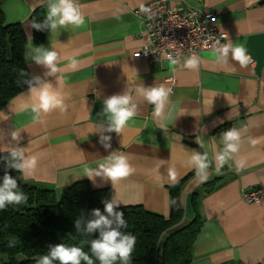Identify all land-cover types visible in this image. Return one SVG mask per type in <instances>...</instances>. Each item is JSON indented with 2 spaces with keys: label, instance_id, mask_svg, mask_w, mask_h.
Wrapping results in <instances>:
<instances>
[{
  "label": "crops",
  "instance_id": "crops-1",
  "mask_svg": "<svg viewBox=\"0 0 264 264\" xmlns=\"http://www.w3.org/2000/svg\"><path fill=\"white\" fill-rule=\"evenodd\" d=\"M149 1L76 0L84 25L57 33L48 27L43 41L35 43L29 16L36 7L47 13V0H2L4 22L20 23L27 37L23 58L33 84L51 83L69 107L64 114L42 113L34 121L35 94L27 88L14 95L0 108L8 117L0 119V152L17 146L10 133L19 130V146L38 158L33 175L21 173L25 182L60 194L86 180L93 189L107 188L119 206L142 205L165 217L170 212L168 187L174 184L168 169L174 168L177 181L183 180L181 225L195 218L202 222L189 264H264V198L248 203L240 196L248 187H264V0H168L213 13L217 30L227 37L221 44L242 45L252 60L244 68L231 54L227 63L218 62L210 49L199 55L197 70L184 67L185 59L172 65L134 55L144 44L143 23L134 11ZM29 38L33 47L58 53L56 76L46 75L48 69L33 59ZM160 84L171 89L162 119L154 117V105L137 93L140 86ZM125 91L133 96L138 115L120 134L98 132L108 125L104 99ZM231 128L241 133L240 152L218 169L215 156L223 151L222 135ZM101 135L111 137L107 150ZM251 139L258 143L252 145ZM113 151L128 157L133 175L114 185L84 176L86 168H95ZM193 152L207 153L205 181L192 166ZM240 158L246 164L237 171Z\"/></svg>",
  "mask_w": 264,
  "mask_h": 264
},
{
  "label": "trees",
  "instance_id": "trees-1",
  "mask_svg": "<svg viewBox=\"0 0 264 264\" xmlns=\"http://www.w3.org/2000/svg\"><path fill=\"white\" fill-rule=\"evenodd\" d=\"M46 15L42 7H36L29 16L30 23L35 21L41 24L40 28L32 27V40L35 43L43 41L48 29L44 23ZM26 42L21 24L5 23L0 7V108L14 95L29 88V81L33 83L23 58ZM8 155V151L0 152V183L7 170L17 179V191L23 192L27 201L0 210V264H36L41 256L48 254L51 246L58 243L82 247L92 257L94 264H99L90 250L91 239L98 238L99 233L90 235L77 232L74 222L81 217L84 221L91 219L93 209L98 208L103 212V201L110 199L109 190L93 189L86 180L72 183L60 194L50 188H39L25 182L20 172L6 169ZM182 182L179 180L168 187L170 212L167 217L142 205L115 209L123 212L127 225L120 230L136 237L130 264L190 263L191 245L202 222L195 218L181 225L183 208L179 191Z\"/></svg>",
  "mask_w": 264,
  "mask_h": 264
},
{
  "label": "clouds",
  "instance_id": "clouds-1",
  "mask_svg": "<svg viewBox=\"0 0 264 264\" xmlns=\"http://www.w3.org/2000/svg\"><path fill=\"white\" fill-rule=\"evenodd\" d=\"M47 3L48 11L44 23L50 27L52 33H57L59 28L67 29L69 25L75 28L84 25L85 18L76 0H47ZM141 11L148 15L149 19L153 18L150 7L142 4ZM31 26L40 28L41 24L33 21ZM224 38L227 39L226 36ZM28 47L36 53L33 57L36 63L48 69L46 75L56 76L60 71L57 66L59 62L58 53L55 50L45 49L43 46L33 47L31 38H29ZM213 51L218 62L227 63L229 54H231V59L238 62L242 68L251 63V58L242 45L221 44L220 40H216ZM25 59L27 60V55H25ZM168 59L172 65H177L180 62L179 58H173L171 55L168 56ZM201 62V58L193 53L185 59L184 67L197 70ZM76 64L77 61L73 59L71 66L75 67ZM57 81L59 84V77H57ZM28 83L29 93H34L36 97V101L31 105L34 121H38L42 113L47 114L55 110H59L61 114L67 112L69 106L65 102L66 98L58 91L57 87H53L51 83L46 81L40 82L38 85L33 84L31 81ZM137 93L149 104L154 105V117L158 119L164 117L165 108L171 95L170 88L165 87L163 84L151 87L140 86L137 88ZM103 109L108 118V125L98 130L101 133L114 131L120 134L128 121L138 115V107L134 103L133 96L128 94L127 91L123 94L106 97L103 101ZM0 119L7 120L8 117L0 113ZM161 126L163 127V125ZM20 133L19 130H13L10 133L11 140L15 141L17 146L7 149L9 155L6 158L5 167L26 176H31L38 166V158L35 155H28L27 148L19 146L22 139ZM222 139L224 143L223 151L217 152L215 156L218 169L240 152L241 133L237 129L231 128L223 133ZM110 140V136L101 135L100 143L106 150L111 147ZM250 143L255 145L258 140L251 139ZM191 161L199 179L205 181L207 179V169L210 166L207 153L193 152ZM245 164L246 161L243 158L238 159L236 161L237 171L242 170ZM134 173L135 168L130 164L128 157L118 151H113L95 168H86L84 176L93 181L96 177H101L110 180L114 185ZM168 178L173 183L177 182V172L174 168L168 169ZM18 188L17 179L6 170L2 183H0V210H4L8 205H20L27 201V196L23 192L17 191ZM103 204V212L98 208L93 209L91 219L84 221L81 217L75 220V229L82 234L99 233L98 238L90 241L92 256L99 261V264H116L117 261H119V264H130L132 252L136 245V237L130 233L125 234L120 230L127 226L123 212L115 210L120 202L116 199H109L103 201ZM56 261L59 264H82V262L84 264H94L92 257L82 247L68 246L64 243L51 246L48 254L41 256L36 264H54Z\"/></svg>",
  "mask_w": 264,
  "mask_h": 264
},
{
  "label": "built area",
  "instance_id": "built-area-1",
  "mask_svg": "<svg viewBox=\"0 0 264 264\" xmlns=\"http://www.w3.org/2000/svg\"><path fill=\"white\" fill-rule=\"evenodd\" d=\"M144 5L152 9L153 18L149 19L141 7L134 11L143 23L140 35L144 40L134 55L150 63L169 61V55L179 58V61L193 53L199 56L213 49L216 40L222 42L225 39L226 34L216 28L215 15L205 9L182 3L173 5L168 0H150ZM240 196L245 202H258L264 198V187H248L241 190Z\"/></svg>",
  "mask_w": 264,
  "mask_h": 264
}]
</instances>
